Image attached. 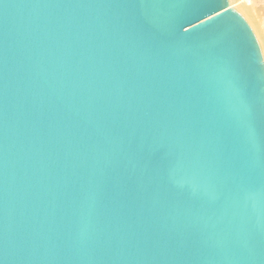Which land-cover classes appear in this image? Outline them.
<instances>
[{
	"label": "water",
	"instance_id": "obj_1",
	"mask_svg": "<svg viewBox=\"0 0 264 264\" xmlns=\"http://www.w3.org/2000/svg\"><path fill=\"white\" fill-rule=\"evenodd\" d=\"M0 264H264V62L229 0H0Z\"/></svg>",
	"mask_w": 264,
	"mask_h": 264
},
{
	"label": "rangeland",
	"instance_id": "obj_2",
	"mask_svg": "<svg viewBox=\"0 0 264 264\" xmlns=\"http://www.w3.org/2000/svg\"><path fill=\"white\" fill-rule=\"evenodd\" d=\"M232 3V4H231ZM246 4L247 8H249V13H250V18L245 19V17L242 15L243 13H240V9L242 5ZM229 7L234 8V10L241 15V17L247 21V24L249 26H253L256 24L262 35H263V40H262V49L264 50V0H232L229 1ZM239 9V10H238ZM250 20H252L250 22ZM250 22V23H249ZM254 23V24H253ZM263 61H264V55H263Z\"/></svg>",
	"mask_w": 264,
	"mask_h": 264
},
{
	"label": "bare ground",
	"instance_id": "obj_3",
	"mask_svg": "<svg viewBox=\"0 0 264 264\" xmlns=\"http://www.w3.org/2000/svg\"><path fill=\"white\" fill-rule=\"evenodd\" d=\"M229 1H231L232 2V0H229ZM232 4V3H231ZM232 8V7H231ZM234 9V8H233ZM240 9V13H243L242 15L245 17V19H246V17H247V19L248 18H250L251 19V17H250V13H249V8H247V6H246V4H244V5H242L241 6V8H239ZM238 9V10H239ZM249 20V19H248ZM247 20V21H248ZM246 21V22H247ZM252 20H250V22H251ZM249 22V23H250ZM254 24V23H253ZM250 28H251V30L253 31V34L255 35V38H256V40H257V42H258V44H259V47H260V50H261V55H262V58H263V55H264V50L262 49V40H263V35H262V33H261V31H260V29H259V27L256 25V24H254L253 26L251 25L250 26ZM264 62V61H263Z\"/></svg>",
	"mask_w": 264,
	"mask_h": 264
}]
</instances>
